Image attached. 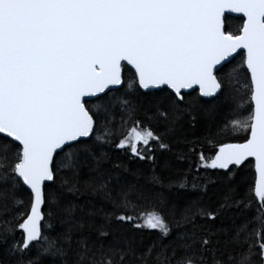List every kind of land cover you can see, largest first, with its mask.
I'll use <instances>...</instances> for the list:
<instances>
[{"label":"snow or ice","instance_id":"6c2138e0","mask_svg":"<svg viewBox=\"0 0 264 264\" xmlns=\"http://www.w3.org/2000/svg\"><path fill=\"white\" fill-rule=\"evenodd\" d=\"M0 264H264V0H0Z\"/></svg>","mask_w":264,"mask_h":264},{"label":"trees","instance_id":"16d2710c","mask_svg":"<svg viewBox=\"0 0 264 264\" xmlns=\"http://www.w3.org/2000/svg\"><path fill=\"white\" fill-rule=\"evenodd\" d=\"M241 22L242 21L240 20V16L227 14V19H226L225 23H226V26L229 28V30L236 28ZM117 119H119V118H117ZM218 142L229 143V142H235V141L232 139L226 138V137H218ZM198 151H199V149H198ZM204 151H205L206 155L209 154V150H208L207 146L205 147ZM114 155L122 156L123 153L117 151L114 153ZM192 159L196 160L197 156L194 154ZM125 162L128 163L127 160ZM128 167L131 169V172H136V170L138 168L146 170L148 168V164H146L145 162L137 160L135 162L129 163ZM187 167H188V165L186 163L180 165L181 170H186ZM194 167H195V165H193V168ZM241 174L248 176L249 179H253L254 178V168L251 167L249 163H246L243 165V167L241 169ZM129 178H132V177L130 176ZM143 210L148 211L150 209L145 208Z\"/></svg>","mask_w":264,"mask_h":264},{"label":"water","instance_id":"95a60500","mask_svg":"<svg viewBox=\"0 0 264 264\" xmlns=\"http://www.w3.org/2000/svg\"><path fill=\"white\" fill-rule=\"evenodd\" d=\"M230 15H235V16H241L242 14L239 13H229Z\"/></svg>","mask_w":264,"mask_h":264}]
</instances>
